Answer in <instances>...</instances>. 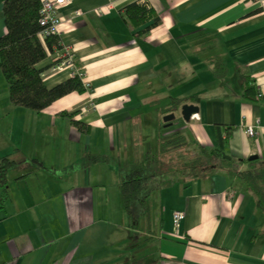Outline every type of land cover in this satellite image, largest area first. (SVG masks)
<instances>
[{
  "label": "crops",
  "instance_id": "1",
  "mask_svg": "<svg viewBox=\"0 0 264 264\" xmlns=\"http://www.w3.org/2000/svg\"><path fill=\"white\" fill-rule=\"evenodd\" d=\"M135 2L151 10L140 27L125 13ZM61 16L84 90L40 111L17 106L0 67V164L13 162L0 183V264H264V214L234 173L264 160V0H71ZM62 53L36 65L49 88L73 77L52 67ZM184 104L199 106L189 121ZM169 113L180 120L168 133ZM177 130L229 162L165 182L135 228L121 168ZM174 210L184 236L172 233Z\"/></svg>",
  "mask_w": 264,
  "mask_h": 264
},
{
  "label": "trees",
  "instance_id": "2",
  "mask_svg": "<svg viewBox=\"0 0 264 264\" xmlns=\"http://www.w3.org/2000/svg\"><path fill=\"white\" fill-rule=\"evenodd\" d=\"M40 0H4V32L0 36V67L9 86L11 101L17 105L40 111L55 100L75 91L84 90L79 75L73 76L51 88L44 82L37 63L45 59L54 48H62L60 38L51 34L42 42L39 33ZM125 13L135 27L146 24L151 10L146 4L135 2L125 7ZM155 22L146 26L148 31ZM67 115V113H63ZM73 116L72 114H68ZM73 125L83 132L89 131L86 123L73 120ZM188 144L186 135L175 132L160 139L159 150L148 152L143 162L126 163L122 168L121 202L133 227L141 217L148 215L151 194L161 189L165 182L178 183L197 179L213 173L218 165L229 162L218 147L197 144V153L189 161L172 167L162 161V156ZM100 159V158H96ZM245 169L235 170L239 179L257 197V206L264 214V160L241 159ZM13 162L7 158L0 164V183ZM186 171V172H185ZM180 172H183L182 179Z\"/></svg>",
  "mask_w": 264,
  "mask_h": 264
},
{
  "label": "built area",
  "instance_id": "3",
  "mask_svg": "<svg viewBox=\"0 0 264 264\" xmlns=\"http://www.w3.org/2000/svg\"><path fill=\"white\" fill-rule=\"evenodd\" d=\"M40 25L43 30L39 33L40 40L44 42L45 38L51 34H55L60 38V45L62 46V54H59L52 64L54 70L68 68L73 76L79 75V67L76 64V53L69 46V44H62L61 41V27L64 24L61 16V9L71 0H40ZM89 86V84H86ZM259 96L260 93H259ZM194 116V115H193ZM260 123L249 124L245 126L246 133L255 137L260 133ZM185 213L181 210H174L172 212V233L176 236H184L183 221L185 220Z\"/></svg>",
  "mask_w": 264,
  "mask_h": 264
},
{
  "label": "rangeland",
  "instance_id": "4",
  "mask_svg": "<svg viewBox=\"0 0 264 264\" xmlns=\"http://www.w3.org/2000/svg\"><path fill=\"white\" fill-rule=\"evenodd\" d=\"M179 120L180 119H179V115H178L173 120L174 125L173 126H170V127H167L166 129H164V132H168L169 133L170 130L177 129L178 128V125L176 126V124H177V121H179ZM196 146L197 145H195V144L193 145V144H190L188 142V144L186 146L181 147V148L176 149V150H173V151H170L167 154L163 155L162 156V161L164 163L172 166V167H175L176 164L187 162V161L190 160V158L192 156H194L197 153ZM120 163H121V161H120ZM180 174H182V176H183V172H180ZM113 221H117L121 225V223H120L121 220L120 219L119 220H113ZM130 223H132V221ZM120 233H121V231H120Z\"/></svg>",
  "mask_w": 264,
  "mask_h": 264
},
{
  "label": "water",
  "instance_id": "5",
  "mask_svg": "<svg viewBox=\"0 0 264 264\" xmlns=\"http://www.w3.org/2000/svg\"><path fill=\"white\" fill-rule=\"evenodd\" d=\"M198 112H199V106L195 104H184L181 108V114L184 120L186 121H189L191 117L197 114ZM175 118H176L175 113H169L164 116L163 120L167 123V125H170ZM224 157L230 159V157L226 156L225 154H224ZM258 158H259V155L255 154V155L250 156L248 159L253 161V160H257Z\"/></svg>",
  "mask_w": 264,
  "mask_h": 264
}]
</instances>
